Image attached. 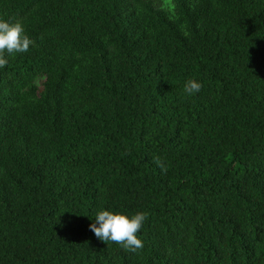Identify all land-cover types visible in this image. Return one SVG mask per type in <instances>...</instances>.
<instances>
[{
	"label": "trees",
	"instance_id": "16d2710c",
	"mask_svg": "<svg viewBox=\"0 0 264 264\" xmlns=\"http://www.w3.org/2000/svg\"><path fill=\"white\" fill-rule=\"evenodd\" d=\"M0 264H264V0H0ZM189 78L202 87L188 96ZM142 211V248L89 229Z\"/></svg>",
	"mask_w": 264,
	"mask_h": 264
},
{
	"label": "clouds",
	"instance_id": "9594fccd",
	"mask_svg": "<svg viewBox=\"0 0 264 264\" xmlns=\"http://www.w3.org/2000/svg\"><path fill=\"white\" fill-rule=\"evenodd\" d=\"M32 43L21 23H9L5 19H0V67L6 63L7 55L27 52ZM201 87L198 80L189 78L183 85V91L192 96L198 93ZM146 218V213L142 211L129 214L110 208H100L91 218L93 222L89 224V229L103 242L112 241L126 251H135L143 246L137 233Z\"/></svg>",
	"mask_w": 264,
	"mask_h": 264
}]
</instances>
